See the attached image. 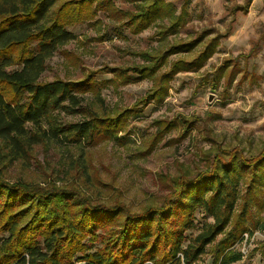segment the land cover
<instances>
[{"label":"trees","instance_id":"obj_1","mask_svg":"<svg viewBox=\"0 0 264 264\" xmlns=\"http://www.w3.org/2000/svg\"><path fill=\"white\" fill-rule=\"evenodd\" d=\"M129 1L140 2L124 11L113 0H0L2 145L22 153L49 140L88 146L100 140L119 142L129 119L149 104H162L179 73L201 70L215 53L217 39L205 42V35L199 34L154 55L140 53V65L106 68L111 75L106 80L91 74L76 81L40 80L48 60L73 39L70 29L99 24L94 21L99 14L132 35L160 22L158 35L163 36L187 23V0L178 14L168 0ZM198 46L190 60L169 61ZM229 66L225 61L203 84L216 91L228 70L226 82L238 71ZM139 80L149 81L151 89L130 108L95 111L82 106L88 94L100 101V91L108 84L117 88ZM61 113H84L86 119L63 124ZM191 123L184 118L156 121V135L163 137L179 127L184 137ZM204 162L195 173L185 170L173 177L158 206L135 213L119 203L93 205L70 188L7 183L0 177V264H200L208 247L211 264H233L240 259L233 248L242 236L264 229L259 223L264 150L250 158L236 148L223 150ZM197 211L212 222L205 221L197 234L188 236Z\"/></svg>","mask_w":264,"mask_h":264},{"label":"rangeland","instance_id":"obj_2","mask_svg":"<svg viewBox=\"0 0 264 264\" xmlns=\"http://www.w3.org/2000/svg\"><path fill=\"white\" fill-rule=\"evenodd\" d=\"M168 1L178 14L183 0ZM113 2L125 11L140 1ZM187 2L185 26L163 36L158 35L160 22L132 35L102 14L94 20L99 24L70 29L73 39L48 60L41 81H76L87 74L95 75L99 81L106 80L111 78L105 73L106 68L140 65V53L154 55L199 34L205 35V42L216 38L218 46L201 70L179 73L170 82L169 94L162 104H149L129 119L125 131L118 134L119 142L100 140L88 146L49 140L16 153L0 141L1 179L40 187L55 184L79 191L93 205L119 203L135 213L158 206L169 192L171 179L185 170L195 173L203 169L209 155L213 158L223 150L236 148L250 158L264 150V0ZM200 48L170 56L169 61L190 60ZM225 61L229 68L235 66L239 72H234L226 82L228 70L213 92L202 80L209 81ZM150 89L151 83L146 80L117 88L108 84L100 91V101L88 94L82 106L95 111L116 106L130 108ZM58 118L63 124L86 119L84 113H61ZM180 118L192 122L184 137L179 127L163 137L156 135V121ZM259 220L264 223V210ZM205 221L212 222L197 211L188 236L197 234ZM233 251L240 254L233 264H264V229L244 235ZM212 258L208 247L200 264H211Z\"/></svg>","mask_w":264,"mask_h":264},{"label":"built area","instance_id":"obj_3","mask_svg":"<svg viewBox=\"0 0 264 264\" xmlns=\"http://www.w3.org/2000/svg\"><path fill=\"white\" fill-rule=\"evenodd\" d=\"M244 235H247V234H244ZM244 235H243V236H244ZM249 235H251V234H249ZM243 236H242L241 240L243 239ZM245 239H246V238H245Z\"/></svg>","mask_w":264,"mask_h":264}]
</instances>
